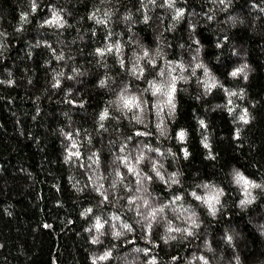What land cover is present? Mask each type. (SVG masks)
Instances as JSON below:
<instances>
[{"label": "trees", "instance_id": "1", "mask_svg": "<svg viewBox=\"0 0 264 264\" xmlns=\"http://www.w3.org/2000/svg\"><path fill=\"white\" fill-rule=\"evenodd\" d=\"M35 2L33 12L32 0H0V264H264V0ZM52 9L63 28L44 24ZM225 88L237 93L231 105ZM245 108L248 124L239 121ZM69 135L81 156L65 162ZM129 152L143 155L139 170L151 180L137 184L123 167ZM117 172L124 181L113 186ZM238 173L259 185L249 196ZM210 188L223 192L215 215L191 195ZM96 216L107 220L102 235ZM170 223L182 231L168 232Z\"/></svg>", "mask_w": 264, "mask_h": 264}, {"label": "snow or ice", "instance_id": "2", "mask_svg": "<svg viewBox=\"0 0 264 264\" xmlns=\"http://www.w3.org/2000/svg\"><path fill=\"white\" fill-rule=\"evenodd\" d=\"M222 2V0H221ZM172 3H171V0H169V7H172ZM32 11L35 12L36 11V2L35 0H32ZM51 18L50 19H45L44 20V24L45 25H49V26H56V27H59V28H63L64 26V20H63V17L59 14V12H57L55 9H52L51 10ZM183 13L180 12V11H177L176 12V16L179 17L180 15H182ZM23 19V17H22ZM89 19H95L96 20V23L97 24H107V18L106 19H99L96 17V14L93 13L91 15V17H89ZM144 20L145 22H147L148 20V16L145 15L144 17ZM43 26V25H42ZM110 35V34H109ZM49 48H51V45H48ZM112 49L111 48H108L107 51H111ZM116 51L119 52V46L117 45V48H116ZM98 54L102 57L104 56L105 54V50H101V49H98ZM145 55H147V53H145ZM56 59L57 60H62L64 59V57L62 55H59V56H56ZM121 63L123 64V60H121ZM178 67L182 70L183 69V66L182 65H178ZM239 74V70L235 71V72H232L231 75L233 77L237 76ZM140 75H143V70H141L140 72ZM173 79H175L173 77ZM106 82L105 81H101V86H105ZM55 87H59V78L57 77L56 78V83L54 85ZM213 87L215 85H212ZM150 87L153 89V92L154 94L155 93H159L161 91V86L159 85H156L155 83L151 84ZM175 85L173 84L171 89L168 91L167 95L169 97V102H171L174 94H175ZM224 91L227 93V96L229 97L228 99V104L231 105L232 104V101L230 99V97L232 96H236L237 93L234 92V91H229L228 89H224ZM240 97L243 98V90H241L240 92ZM122 100L124 102V105L126 107H132V106H135V98H125V97H122ZM228 111L231 113L232 109L229 108ZM109 116V112H108V109L107 108H104V110L100 113L99 115V121L100 122H103L104 120H106ZM249 120H250V117H249V114H248V110L245 108L242 110V114L239 115V121L243 122L244 124H248L249 123ZM199 124L202 126V127H207V125L205 124L204 120H200L199 121ZM99 127L101 129L104 128V124L103 123H100L99 124ZM239 134H240V130L237 129L236 130V133H235V137L236 138H239ZM77 135H79L77 133ZM136 136H144L145 134L143 132H136L135 133ZM177 137H178V140L180 142H183L185 141V138H186V133L181 130L177 133ZM67 139L69 141H71V147L68 149L67 151V156H66V160L65 162H68L69 160L72 159L73 156H75L76 158H80L81 156V153L79 152V150L77 151H72V149H78V143L75 139H73V137L71 135H69L67 137ZM129 139H131V137H129ZM89 143H91V140L89 139L88 141ZM147 146V145H146ZM204 148L206 149H209L210 148V145L207 141L204 142L203 144ZM149 151H155V152H158V149L156 150H153L152 148H148ZM119 151L121 153H124L125 152V147L122 146ZM160 156H164L165 154L164 153H159ZM183 155H184V158H187L189 156V152L187 150V148H184L183 149ZM93 157H95V159H93ZM131 157V153L129 152L127 155H122L119 157L120 161H121V164L123 165V167L127 170L128 173L134 175L136 177V183L139 184L141 182V180H151L152 177L151 176H142L140 170H139V166H140V162L144 159L143 155H137L133 161V159L130 158ZM212 159H214L215 157H211ZM88 159L90 161H92V163L96 164L97 166H99V156L98 154L96 153H93L92 156H89ZM91 166V165H90ZM160 166L157 165V164H154L153 165V168H154V171H156V175L160 177L161 180H164V177L161 176L158 168ZM117 177L119 178L118 180H114L113 181V186H115L116 183H123L124 181V176L120 173V172H117L116 173ZM98 180H102L103 177H98L97 178ZM169 179L171 180L172 183H178L179 181L177 179H175V174H173L172 176L169 177ZM235 181L237 184L241 185V187L244 189V193H245V196H249L250 195V192L248 191L249 189L251 188H258L259 185L257 184H254L252 183L247 177L244 176V174L242 173H238L235 177ZM165 183H168V181H165ZM94 187L96 189V191L103 197V200L107 201L108 200V195L105 194L106 190H104V185L103 183H98L97 184H94ZM125 188H127V190L129 192H131L132 190L130 188H128L127 185H124ZM205 187H208L207 185ZM220 195H223V192L222 190H214V189H209V192L206 196L204 197H201L199 195H197L196 193H193V196L195 197L196 200L198 201H203L204 204H206L208 206V209L209 211L215 215V212H216V207H213L212 204L210 203V201H212L214 198L216 197H219ZM182 200V197L177 195L175 196L171 203L172 204H176L177 201H180ZM247 202H251V200H248ZM241 203H245V201H241ZM128 204L129 205H134L135 204V200L134 199H129L128 200ZM217 204H219V202L217 201ZM145 206H147V201H145ZM137 207H139L137 205ZM164 207H168V205H165ZM178 211H180L182 214L183 213H189L190 215L192 214L191 213V209L190 208H183L181 206L180 209H177ZM164 209L163 208H160V209H153V211L149 214L150 217H151V220L148 224V230L149 232L151 231V221H154L156 216H155V213L157 212H163ZM92 212V208H87L85 211H84V215H88ZM112 219L113 220H116V221H119L120 220V217L118 215H113L112 216ZM107 223V220H104L102 221L101 218L99 216H96L95 217V223L93 225V229H95V231L97 233H99L100 235L103 234L102 232V229H104L105 227V224ZM122 226L124 228H130V226L128 224H123L122 223ZM45 227H48V225H45ZM93 229H89V231L93 230ZM117 235H119V233H117ZM191 235V234H189ZM230 239V238H229ZM98 242V237L97 238H94L92 240V243H97ZM111 256V253L110 252H105L103 256H100L98 259L99 260H106L108 259V257ZM201 259H203L201 257ZM93 264H96L95 260L93 262ZM205 264H207V262H205Z\"/></svg>", "mask_w": 264, "mask_h": 264}, {"label": "clouds", "instance_id": "3", "mask_svg": "<svg viewBox=\"0 0 264 264\" xmlns=\"http://www.w3.org/2000/svg\"><path fill=\"white\" fill-rule=\"evenodd\" d=\"M193 193H196V192H192V193H191L192 196H193ZM220 196H222V195H220ZM220 196H219V197H216V198H214L212 201H210V203L212 204L213 207H215V205L217 204V201L220 203ZM193 197H194V196H193ZM159 213H163V212H159ZM156 215H157V213H155V216H156ZM188 219H189V223H190L191 225H194V226H196V227L199 226V225L196 224V219H195L194 216H191V217H189ZM151 227H152V224H151ZM129 230H130V228H129ZM173 231H177V232H179V231H182V229H180V228H175V227H173V226L171 225V223H170V224H169V227H168V232H173ZM183 231L187 232L188 235H189V234H192V232H191L190 230H188V229H183ZM167 239H175V237H168ZM166 242H167V240H166ZM150 264H156V260H155V259L151 260V261H150Z\"/></svg>", "mask_w": 264, "mask_h": 264}]
</instances>
